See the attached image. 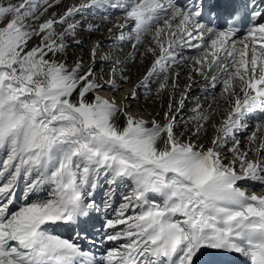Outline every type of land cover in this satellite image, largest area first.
Instances as JSON below:
<instances>
[{
    "label": "snow or ice",
    "instance_id": "1",
    "mask_svg": "<svg viewBox=\"0 0 264 264\" xmlns=\"http://www.w3.org/2000/svg\"><path fill=\"white\" fill-rule=\"evenodd\" d=\"M60 3L0 0V264H264V195L244 186L264 187V122L243 146L239 138L264 112V0H81L51 11ZM105 7L123 12L117 52L151 35L135 82L131 53H106L107 72L95 71L99 41L89 64L67 62L82 24L74 17ZM185 68L178 107L170 97L162 119L133 108L141 95L177 89ZM197 76L227 107L217 123L219 108L197 103L195 124L179 131ZM102 181L105 216L116 186L131 187L103 223L101 243H114L97 260L80 242L95 238L75 229L101 212ZM67 228L73 238L60 234Z\"/></svg>",
    "mask_w": 264,
    "mask_h": 264
},
{
    "label": "rangeland",
    "instance_id": "2",
    "mask_svg": "<svg viewBox=\"0 0 264 264\" xmlns=\"http://www.w3.org/2000/svg\"><path fill=\"white\" fill-rule=\"evenodd\" d=\"M73 3L79 4V3H81V0H61L59 7H54L51 11H57V12L63 11V9L66 5H71ZM100 11H101V9L85 10V12H83L79 15H76L74 17L75 21H82V24H81V30L78 31L76 36L69 38V40L67 41V43L69 45V47L67 49V62L69 65H72L73 61L77 58V56H82L85 64L86 65L89 64V61H90L89 49H90V46L92 45V43L94 41H98V39L101 38L102 35H106L107 33H109V31H108L109 28L113 29L112 21L106 20V21L102 22L103 26L101 28H99V30L90 32L89 36L86 35L88 32L86 30V25L88 23L93 24L94 22H99V21L101 22L102 18L99 16ZM101 15L104 16V19H105V15L104 14H101ZM119 16H120V13L112 16L111 18L113 19V18H117ZM113 30H112V33H114L113 35H116V33H118V31H119L118 28L117 29L115 28ZM77 39L82 41V43L80 45H77L74 43V41ZM149 43L150 42L148 41V35H146L144 37V43L142 45H140V47H139L140 52H139V50L135 49L136 50L135 53L137 54V55H135V57L138 60V62H139V59L141 57V54L144 53V51H145L144 46L145 47L148 46ZM113 45H114V42H111L110 45H107V44L102 45L101 48L99 49V54L97 56V63L95 65V71L97 73H99L102 68L105 70V72H107L108 68L110 67L111 62L110 61L109 62L101 61L100 57L103 56L106 53V51L110 50L111 48L113 49V51H115L116 47L113 48ZM132 50H134V49L132 48ZM123 52H125V50ZM195 53L196 52H192L191 56L197 54V53L196 54ZM184 54L186 56H188L187 53H184ZM150 59H151V57L149 55L148 60L150 61ZM138 62H137V65H138ZM146 62L142 66L144 69H146V67H147ZM136 72H138V71H136ZM139 73L141 74V72H139ZM140 74H136L133 79L136 81L137 76ZM187 77H188V69L186 68V70L184 69L183 75H181L179 77V80H178L179 87L177 89H172L171 87H169L164 92H162L163 94L162 93L160 95L154 94L151 99H146L143 95H141L139 97L138 101L133 102V108L137 112H140L141 114H143L145 116V118H147V119H151L152 117H156L157 119H162L163 118V111L167 109L170 97H174V100H173L174 106H176V107L179 106L178 101L181 97V93L185 91V85L189 83ZM104 79H107V75H105ZM196 80L198 82L196 83L195 87H192L189 90L187 99L185 100V103H184V107L180 110L179 114L177 115V120L179 122V128H178L179 131L183 130L185 122H187L189 124V126H192L195 124V121L191 120L190 118L195 115V113L192 111V109L195 108L197 103L202 105L201 111H210L209 110V104L213 103L210 100H211V98H213V95L218 93L220 90L218 87L215 90V92H212V93L202 92L199 88L200 87L208 88L207 87L208 82L204 81L200 77H197ZM169 83L171 84V81ZM131 86H132L131 84H124L123 89H129V88H131ZM157 86L158 85H153V88L155 89V87H157ZM165 93H167V94H165ZM105 94H108L107 91ZM208 99H210V100H208ZM220 100L221 99L218 100L219 105L221 104ZM219 107L220 106H218L216 108H219ZM216 117L222 118V116H220V112L218 115H216ZM207 134L211 138V136L214 134V130L209 128L207 131ZM248 135L249 134H247V136ZM239 136L242 137V139H243L242 145H244V143H245L244 141H246L247 137L244 136V134H241ZM205 140H207V135L205 136ZM101 183H102V186L100 187V189H97V191L95 193L96 201L98 204H100V206L103 203L104 197H102V195L99 194V192L105 193V189L108 188V185L104 184L103 181ZM247 184L249 185V187H251V185L253 183L247 182ZM255 184H257V183H255ZM257 185L258 186H256V190L259 191L260 189H258V188H259L260 184H257ZM119 186L120 187H118L116 190V192H118L116 197L118 198V203L120 206V204L123 202L122 196L128 194L131 185L129 183L127 186H125L124 184H119ZM252 192H255V189ZM114 200H115V205L112 204L111 210L107 211V216H105V210L102 207H101V212L99 213V215H104L106 218H110L111 216L113 217L115 215V210L119 208V206H117L116 198ZM101 227L103 228V225H101ZM106 248H107V246H106Z\"/></svg>",
    "mask_w": 264,
    "mask_h": 264
},
{
    "label": "bare ground",
    "instance_id": "3",
    "mask_svg": "<svg viewBox=\"0 0 264 264\" xmlns=\"http://www.w3.org/2000/svg\"><path fill=\"white\" fill-rule=\"evenodd\" d=\"M112 2L113 3H115L116 2V0H112ZM120 13V16L119 17H117V18H111L112 16H114V15H116V14H119ZM101 14H104L105 15V17H107L108 19H104V16H102ZM99 16L102 18L101 19V22L99 21V22H94L93 24L94 25H96V26H98V29L99 28H101L103 25H102V22H104V21H106V20H110V21H112V27H113V25H115V24H118V23H123V12L120 10V9H113V8H111V7H105L104 9H101V11L99 12ZM107 24V23H106ZM113 29H115L114 27H113ZM112 29V30H113ZM117 29V28H116ZM114 31V30H113ZM125 31H130V29H125ZM119 32H120V29H119V31H118V33H116V35H113L114 33H107L106 35H102V37L101 38H99L98 39V41L100 42V48H101V46L102 45H105V44H107V45H110L111 44V42H114V45H113V48L115 47V45H116V41L114 40V37L115 36H117V35H119ZM87 36H89L90 35V32L88 31L87 32V34H86ZM151 35L149 34L148 35V41L149 42H151ZM148 44V43H147ZM119 47L122 49L121 51H119V52H117V50H116V48H115V51H113V49L111 48L110 50H108V51H106V53H111L112 55H113V57H115L116 55H119V56H121V57H123V56H125V55H127V54H129V53H131V54H133L134 56L135 55H137L135 52H136V50L134 49V50H132V47H131V44L129 43V44H120L119 45ZM144 48H145V46H144ZM143 48V49H144ZM125 50V52H123ZM139 50V52H140V49H138ZM192 52H195V50H186L185 51V53H187L188 54V56H191V54H192ZM105 53V54H106ZM104 54V55H105ZM103 55V56H104ZM102 57V56H101ZM110 61V60H109ZM109 61H104V62H109ZM111 62V61H110ZM137 62H138V60H137ZM89 63H90V61H89ZM147 63V66H148V62H146ZM137 66L138 65H133V63L131 62V61H129V67H130V71H129V73H128V75H130V77H131V80H132V82H135V80L133 79L134 77H135V75L136 74H140L139 72H136L137 71ZM143 67H142V69H141V74H142V71H143ZM177 70H179V69H177ZM185 70H186V68H185ZM198 77V76H197ZM196 77V78H197ZM199 80V79H198ZM129 84H131V83H129ZM127 87V86H126ZM195 87V86H194ZM208 87V86H207ZM202 87H200L199 89L202 91V89H207L206 91H202V92H207V93H212V90H210L209 88H205V87H203L202 89H201ZM154 89V88H153ZM163 94V93H162ZM165 94H167V93H165ZM171 94V93H170ZM211 95V94H210ZM219 97H217V99L214 101L213 100V98H211V100L210 99H208V100H210V101H212L213 103H211V105H212V108H216V107H218V106H220L219 108V112H220V116H223L224 115V108L225 107H227V105H225V102L221 99L220 100V102H221V104L219 105L218 104V99ZM133 103V102H132ZM222 105V106H221ZM165 106V105H164ZM174 107H176V106H174ZM178 107V106H177ZM210 110V109H209ZM152 117V116H151ZM220 119L221 118H219V117H216L215 116V121L217 122V123H219V121H220ZM251 131H253V129H247V131H245V132H242V134H250L251 133ZM264 132V130H262L261 131V136H262V133ZM258 135H260V133L258 134ZM239 138H240V140H241V142L243 143V139H242V137H240L239 136ZM208 139H210V137H209V135L207 134V140ZM245 142V141H244ZM243 146V145H242ZM250 158H253V157H250ZM258 184V183H257ZM257 184H252L251 185V187H253L254 189H256V186H258ZM244 186H249L248 184H247V182L245 183V185ZM251 187H249V188H251ZM118 188V187H117ZM117 188L115 189V194H114V196H113V202H112V204L113 205H115V198H116V200H117V206H119V203H118V198L116 197L117 196V194H118V192H116V190H117ZM98 189H100V188H98ZM258 189H261V192H258L257 190H255V193L257 194V195H261L263 192H264V187H262L261 185L259 186V188ZM108 190V188H106L105 189V191H107ZM260 191V190H259ZM99 194H101L102 195V197H104V192H99ZM101 207L103 208V203H102V205H101ZM110 218H112V216L110 217ZM100 219V220H99ZM105 219H106V217L104 216V215H99V214H97V213H93L92 214V218L91 219H84L83 220V222H84V225H83V227H82V231L83 232H87L90 236H92V237H94L95 238V245L94 246H92V245H89V244H87V243H84L83 241H80L81 243H82V245H83V247H84V249L85 250H90L94 255H95V257L97 258V260H99V258L102 256V254L105 252V250H106V246L107 247H111V246H113V243L114 242H107V241H104L103 243H101V239H102V235H103V232L105 231V229L104 228H102L101 227V225H103V222L105 221ZM88 220V222H86L85 223V221H87ZM76 230V229H75ZM65 231H66V229H62V230H60V234H62V235H64L66 238H73V234H74V230L73 231H70L69 232V234L67 235L66 233H65Z\"/></svg>",
    "mask_w": 264,
    "mask_h": 264
}]
</instances>
